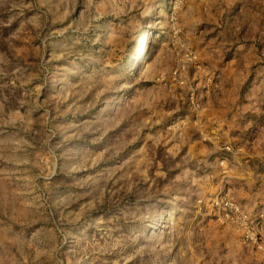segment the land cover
Instances as JSON below:
<instances>
[{
    "label": "rangeland",
    "instance_id": "1",
    "mask_svg": "<svg viewBox=\"0 0 264 264\" xmlns=\"http://www.w3.org/2000/svg\"><path fill=\"white\" fill-rule=\"evenodd\" d=\"M0 264H264V0H0Z\"/></svg>",
    "mask_w": 264,
    "mask_h": 264
}]
</instances>
